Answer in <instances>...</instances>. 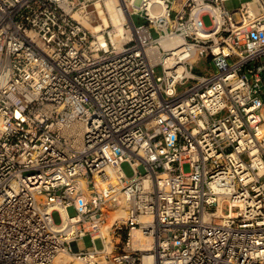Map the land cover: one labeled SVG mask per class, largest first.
<instances>
[{
	"label": "built area",
	"instance_id": "obj_1",
	"mask_svg": "<svg viewBox=\"0 0 264 264\" xmlns=\"http://www.w3.org/2000/svg\"><path fill=\"white\" fill-rule=\"evenodd\" d=\"M226 1L0 0V264H264V0Z\"/></svg>",
	"mask_w": 264,
	"mask_h": 264
},
{
	"label": "rangeland",
	"instance_id": "obj_2",
	"mask_svg": "<svg viewBox=\"0 0 264 264\" xmlns=\"http://www.w3.org/2000/svg\"><path fill=\"white\" fill-rule=\"evenodd\" d=\"M245 1H248V0H227V1L225 2V6H226L227 8H229V9H231V8H234V7L239 6L242 2H245ZM203 20H204V23H205L206 25H210V19H209L208 16H205V17L203 18ZM212 70H213V65H211V64H208V65H205L204 63H198V64H197V71L204 72V71H212ZM182 89H183V87H179L178 90L181 91ZM123 168H124V170H125L128 174L131 173V170H130V168H129V166H128L127 163H125V164L123 165ZM183 170H184L185 172H189V171L191 170V169H190V165H189L188 163H185V164L183 165ZM68 213H69L70 215L75 214V209H74L73 206H70V207L68 208ZM52 218H53V220H54L56 223H59V222L61 221V215H60V212L57 211V210L53 211V213H52ZM78 245H79V248H80L81 250L90 249V248L92 247V244H91V241H90V238H89V237H85V238L81 239V240L78 242ZM96 246H97V247H101V246H102V241H101L100 239H97V240H96ZM68 255H69V257L71 258L72 262L76 261V262H79V263L84 264L82 260H80V259L74 257L72 254H68ZM68 264H69V263H68Z\"/></svg>",
	"mask_w": 264,
	"mask_h": 264
},
{
	"label": "bare ground",
	"instance_id": "obj_3",
	"mask_svg": "<svg viewBox=\"0 0 264 264\" xmlns=\"http://www.w3.org/2000/svg\"><path fill=\"white\" fill-rule=\"evenodd\" d=\"M114 1L110 2L108 1L107 5L110 9V11L112 13H114ZM115 18V17H114ZM116 20H117V17H116ZM106 21V20H105ZM82 264V263H79V262H72L71 258L69 257L68 253H64V254H59L58 256H56L53 264ZM84 263V262H83Z\"/></svg>",
	"mask_w": 264,
	"mask_h": 264
}]
</instances>
